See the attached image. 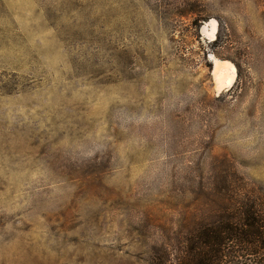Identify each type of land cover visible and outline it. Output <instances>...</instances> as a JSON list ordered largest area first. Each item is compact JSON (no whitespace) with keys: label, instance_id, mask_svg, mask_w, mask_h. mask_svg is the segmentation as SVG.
Returning <instances> with one entry per match:
<instances>
[{"label":"rangeland","instance_id":"374dc122","mask_svg":"<svg viewBox=\"0 0 264 264\" xmlns=\"http://www.w3.org/2000/svg\"><path fill=\"white\" fill-rule=\"evenodd\" d=\"M244 194L264 0H0V264H157Z\"/></svg>","mask_w":264,"mask_h":264},{"label":"trees","instance_id":"16d2710c","mask_svg":"<svg viewBox=\"0 0 264 264\" xmlns=\"http://www.w3.org/2000/svg\"><path fill=\"white\" fill-rule=\"evenodd\" d=\"M223 198L237 196L223 191ZM233 204H217V217L190 229L187 246L157 264H264V201L247 194Z\"/></svg>","mask_w":264,"mask_h":264},{"label":"bare ground","instance_id":"6f19581e","mask_svg":"<svg viewBox=\"0 0 264 264\" xmlns=\"http://www.w3.org/2000/svg\"><path fill=\"white\" fill-rule=\"evenodd\" d=\"M203 33L209 38L214 39L217 32V22L211 20L205 24L202 29ZM213 78L215 83V90L221 91L229 89L237 77L236 68L234 64L228 60H220L214 58Z\"/></svg>","mask_w":264,"mask_h":264}]
</instances>
